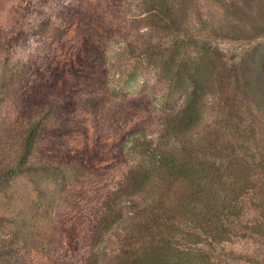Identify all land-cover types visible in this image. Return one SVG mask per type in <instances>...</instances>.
Masks as SVG:
<instances>
[{
	"label": "rangeland",
	"instance_id": "1",
	"mask_svg": "<svg viewBox=\"0 0 264 264\" xmlns=\"http://www.w3.org/2000/svg\"><path fill=\"white\" fill-rule=\"evenodd\" d=\"M151 8L0 0V264H264L258 201L228 215L193 172L167 192L141 148L187 116L201 161L242 162L263 185L232 114L248 105L264 127V0H182L180 33ZM103 217L115 223L97 237ZM133 225L157 242L125 255Z\"/></svg>",
	"mask_w": 264,
	"mask_h": 264
},
{
	"label": "trees",
	"instance_id": "2",
	"mask_svg": "<svg viewBox=\"0 0 264 264\" xmlns=\"http://www.w3.org/2000/svg\"><path fill=\"white\" fill-rule=\"evenodd\" d=\"M181 1L182 0H180V2L179 0H150L152 3L151 11H155L157 13L156 16L158 17L156 25L173 30L176 33L182 32L183 30L176 19V7L181 4ZM156 56L164 58L165 54L160 52ZM160 64L163 65L164 69L169 71L171 66L174 65V58H170V62H160ZM247 109L245 108L244 110H241L238 107V113L235 109V113L232 114L234 119L238 117L236 128H238L237 133L240 139L239 148L242 151L245 149L250 151L254 146L255 149L258 150V154L255 157H258V162L261 163L260 166L264 168V127L258 122L262 120L256 121L258 117L252 113L248 105ZM243 113L246 115L245 118H242ZM186 119L187 116H184L183 119L179 117L176 125L165 127L164 136L170 137L167 138L169 139V142H165L163 138H160V142L158 143L154 142V140H148L147 138L143 140L141 147L143 151L142 154H151V156L154 157L153 159L143 158L146 163L145 165L154 167L152 169L159 167L160 170H163L164 173H166L165 175H167V178H170L168 183L167 181L164 182V187L167 192L170 191V185L173 184L172 180H175L176 177L188 176L192 172L194 174L201 173L202 176L205 175L202 178V181L205 184L210 185L212 188L216 187L217 189H220L221 194H218L219 201L222 203L223 210L228 212V215H231V213L232 215H242L244 209L247 207V203L254 204V201L256 200L260 204L259 207L262 210V217L264 218V183L261 187H257L251 178L252 176H250V171L243 168L244 166L242 162H232L231 165L236 166V168L233 167L234 170H227L226 173H224L222 167L225 166L222 160L219 162L220 166H217L216 162L201 161L202 159L197 155L199 153L197 148L201 147L200 145L203 142L197 141L195 143L194 141L187 139L189 130L187 128L188 124L184 123ZM161 139L163 140L161 141ZM170 141L176 143L177 147L173 146L170 149ZM157 157L159 158L158 160H156ZM164 177H162L161 180H164ZM228 177L233 180H225V178ZM204 178H206V181L203 180ZM139 185H141V180L136 179L132 181L130 187H137ZM163 195H166V192H163ZM139 215L142 217L149 215L151 219H154L157 216L153 210H145ZM109 223L115 222H110L108 217L102 218L97 229V237L103 234L105 231L104 228ZM263 227L264 224L263 226H258V228L261 229ZM139 229L142 228L133 225L132 231H134V233H128L125 237L120 238L122 252L125 255H133L130 253L132 251L150 250L154 247L153 243L157 242L155 238L151 239V243L148 242L147 239L140 236L144 234V232H141ZM140 241H142V243H140ZM153 253L159 254L160 252L154 250L152 254Z\"/></svg>",
	"mask_w": 264,
	"mask_h": 264
}]
</instances>
